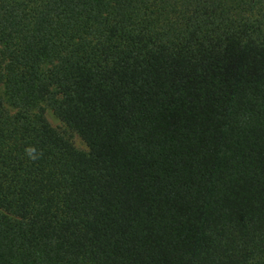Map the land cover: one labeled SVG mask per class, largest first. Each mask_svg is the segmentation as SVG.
I'll return each mask as SVG.
<instances>
[{
	"label": "trees",
	"instance_id": "trees-1",
	"mask_svg": "<svg viewBox=\"0 0 264 264\" xmlns=\"http://www.w3.org/2000/svg\"><path fill=\"white\" fill-rule=\"evenodd\" d=\"M0 85V264H264V0H0Z\"/></svg>",
	"mask_w": 264,
	"mask_h": 264
},
{
	"label": "rangeland",
	"instance_id": "rangeland-1",
	"mask_svg": "<svg viewBox=\"0 0 264 264\" xmlns=\"http://www.w3.org/2000/svg\"><path fill=\"white\" fill-rule=\"evenodd\" d=\"M2 90H3V88L0 85V95L2 94ZM45 116L53 126H56V127L62 126V123L53 115V113L50 109H46ZM73 142H74L76 147L81 148V149H86V145L77 135L73 136Z\"/></svg>",
	"mask_w": 264,
	"mask_h": 264
}]
</instances>
